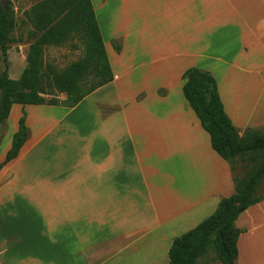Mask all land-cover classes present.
Returning <instances> with one entry per match:
<instances>
[{
    "label": "crops",
    "instance_id": "1",
    "mask_svg": "<svg viewBox=\"0 0 264 264\" xmlns=\"http://www.w3.org/2000/svg\"><path fill=\"white\" fill-rule=\"evenodd\" d=\"M92 3L114 80L75 107L29 105V138L0 170V264L169 263L174 239L236 191L183 94L188 68L215 76L240 135L264 129V0ZM154 153L172 172L145 162ZM236 226L235 264H264V200Z\"/></svg>",
    "mask_w": 264,
    "mask_h": 264
},
{
    "label": "trees",
    "instance_id": "2",
    "mask_svg": "<svg viewBox=\"0 0 264 264\" xmlns=\"http://www.w3.org/2000/svg\"><path fill=\"white\" fill-rule=\"evenodd\" d=\"M13 1L0 0V55L4 63L0 72V142L14 104L75 107L114 80L92 0H36L26 13L34 38L27 65L19 79L11 78L8 50L18 26ZM76 37L84 47L80 59L62 70L45 60L46 47L72 45ZM183 79L186 100L209 133L213 149L229 162L233 172L239 162L257 159V164L244 176L234 177L235 193L222 198L212 215L174 239L168 264H200L211 249L220 264H235L238 237L243 232L236 220L249 206L264 200V131L248 128L240 135L224 109L217 80L210 71L190 67ZM26 118L24 112L0 170L18 157L28 140Z\"/></svg>",
    "mask_w": 264,
    "mask_h": 264
},
{
    "label": "rangeland",
    "instance_id": "3",
    "mask_svg": "<svg viewBox=\"0 0 264 264\" xmlns=\"http://www.w3.org/2000/svg\"><path fill=\"white\" fill-rule=\"evenodd\" d=\"M36 2V0H14L13 7L15 10V15L18 21V26L14 33L15 41L10 44L8 50V58H9V75L13 79H19L23 73L24 68L27 65L26 56L29 50V46L34 38L31 33L33 30V26L31 23L27 21L26 13L30 10L32 5ZM84 54V47L81 43V40L76 37L72 41V45H66L63 47H55L48 46L45 48L44 56L45 60L57 67V69L62 70L66 66H68L71 62L80 59ZM4 69V63L0 55V72ZM138 78V76H136ZM121 84V82H120ZM125 93V100L128 101L129 111L128 115L131 116L133 121V127H135V123L139 121V117L141 116V107H135L133 104V98L137 95V91H127ZM183 96V95H182ZM32 106V105H31ZM31 106H22V105H14L15 108V116L13 118H8L7 120V129L4 133V136L0 142V157L3 154V158L5 157L6 152L12 142V138L14 133L18 130L19 119L26 113V116L30 115ZM35 107H48L52 108L48 105H34ZM25 108V109H22ZM28 108V109H27ZM58 108V107H55ZM59 110V109H58ZM60 111V110H59ZM92 121V120H89ZM33 127V126H32ZM264 131V129H259ZM3 160V159H1ZM257 159H252L248 162H239L235 167V176H244L247 170L252 169L257 163ZM145 162L152 165H160L162 168L163 165H168L172 162L171 156H161L157 154H152L145 158ZM172 164H170L169 171L172 172ZM200 264H220L215 257V252L213 249L210 250L209 254L206 255L205 259L200 261Z\"/></svg>",
    "mask_w": 264,
    "mask_h": 264
}]
</instances>
